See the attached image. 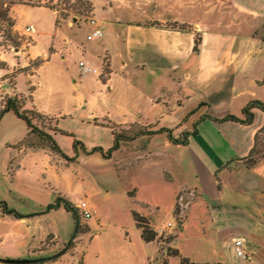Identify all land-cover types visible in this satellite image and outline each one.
<instances>
[{
	"label": "crops",
	"instance_id": "1",
	"mask_svg": "<svg viewBox=\"0 0 264 264\" xmlns=\"http://www.w3.org/2000/svg\"><path fill=\"white\" fill-rule=\"evenodd\" d=\"M99 2L102 14L98 15L94 1L95 20L104 37L83 44L55 25L47 51L39 49L36 30L30 35L34 44L8 64L14 70L27 68L37 59L45 62L33 73L18 74L14 92L8 95L28 97L25 108H37L67 133L62 121L74 119L81 110L91 111L93 98L98 111L88 119H96L98 125L140 126L157 132L170 129L160 128L162 121L181 112L176 119L180 132L173 130L174 136L181 138L197 130L186 144H174L161 132L141 133L127 143L145 140L136 153L137 161L161 157L170 183L183 177V185L174 192L176 201L187 191L191 198L187 209L201 203L212 210L218 236L230 239L235 256L234 241L239 238L251 255L245 264H264V158L252 167L245 162L264 128V112L255 109L250 125L216 120L229 115L243 118L251 101L264 100V60L257 56H264V49L261 46L258 54L256 43L241 36L255 21H264V0ZM14 18L23 25L19 17ZM152 22L163 26L146 25ZM172 23L187 24L191 30L169 28ZM196 33L203 38L199 54L194 52ZM76 53L96 72L82 75L80 61L72 66L71 57ZM58 93H75L77 104L59 108ZM50 133L61 143L64 134ZM28 134L29 130L9 138L4 146L11 149L10 167L19 191L36 196L38 190L25 181H34L40 170L52 169L53 157L48 149L19 147ZM147 218L153 227L155 221ZM181 225L184 231L185 223ZM197 263L229 264L222 258Z\"/></svg>",
	"mask_w": 264,
	"mask_h": 264
},
{
	"label": "rangeland",
	"instance_id": "2",
	"mask_svg": "<svg viewBox=\"0 0 264 264\" xmlns=\"http://www.w3.org/2000/svg\"><path fill=\"white\" fill-rule=\"evenodd\" d=\"M94 1L100 16L102 6L99 0H0V63H6L0 64V110L4 99L16 87L13 85L15 72L22 69L11 70L8 61L16 62L20 52H26L34 44L33 38L25 34V28L31 24L36 26V34H40L39 49L50 50L56 24L63 34L84 44L88 41L87 36L97 29L93 23ZM3 14L8 15L13 26L1 18ZM14 15L23 25L17 24ZM262 21H255L241 33L243 38L256 43L255 52L258 54L261 46L264 49ZM155 23L158 22L146 25ZM174 24L167 26L172 28ZM257 56L264 60L262 54ZM80 58V54H74L71 65L78 64ZM74 95L58 93L57 106L72 108L77 104ZM90 110H81L74 119L68 118L62 124L85 144L87 151L91 152L96 147L108 151L114 146L113 130L105 124L98 125L96 119H88L90 113L98 111L94 98ZM9 113L0 123V202H6L9 208L29 217L20 220L4 215L0 208V264H9L3 261L6 259L53 257L70 244L75 232L73 214L64 206L46 213L47 206L59 197L68 199L76 207L86 201L92 210V218H83L78 210L81 231L76 247L57 260L38 264H181L179 257L170 255L171 249H179L185 257L196 262L222 258L229 264H245L234 255L230 239L227 236L219 238L215 227L217 216L212 210L201 203L187 209L191 201L187 191L176 201L174 192L184 183L182 175L170 183L165 177L161 157L137 161L140 157L136 153L145 145L142 139L122 143V150L115 152L110 159L104 158L100 152L86 154L80 151L77 161L69 162L51 153L53 168L44 172L40 170L34 181H25L38 190L37 195L21 193L10 167L11 149H6L4 142L25 134L29 129L25 121L13 112ZM180 116L181 112L173 114L162 121L160 128L166 126L179 133L176 119ZM35 124L47 132L57 128L56 120L50 117L43 121L35 120ZM116 131L125 135L152 132L140 126L116 127ZM59 139L63 151L70 158L75 157L74 138L64 135ZM31 140L37 141V138L31 136ZM260 144L264 145V133L260 136ZM176 209H179V215ZM134 211L155 221L153 227L159 234L157 241L146 243L142 240L133 218ZM183 222L184 231L180 229Z\"/></svg>",
	"mask_w": 264,
	"mask_h": 264
},
{
	"label": "trees",
	"instance_id": "3",
	"mask_svg": "<svg viewBox=\"0 0 264 264\" xmlns=\"http://www.w3.org/2000/svg\"><path fill=\"white\" fill-rule=\"evenodd\" d=\"M82 1L83 0H81V2ZM33 7H39V6H33ZM1 18L7 24L13 26V23L9 19L7 14L1 15ZM57 23H58V21H57ZM151 26L160 27L161 25L158 23H155V24H151ZM263 26H264V21H263ZM172 29L185 31V30H191V27L186 26V25L179 26V24L176 23V24L172 25ZM202 41H203L202 35L200 33H196L195 46H194V52L196 54H199L201 52ZM44 62H45L44 59L35 60L29 67L16 71L15 72V74H16L15 78H17L18 74H20L22 72L27 73V72H30L33 68L34 69L39 68ZM0 64L6 65V63H4V62H2ZM13 85H14V87L16 86V81L13 82ZM31 90H33V88H31ZM31 98H32V96H30V99ZM28 99L29 98H25V97L18 98V97L7 96L4 99L3 108L0 110V123L3 120L4 116L9 112H13L18 118H20L26 122L28 129H29V134L20 143V147H26V148L34 149V150H40V149L46 150V149H48L52 153L60 156L61 158H63L66 161H69V162L77 161V158L80 155V151H82L86 154H93L95 152H100L104 156V158L110 159L113 157L115 152H117L121 149L122 143L133 141L141 134V133H138V134H133V135H125L123 133L117 132L115 126H113L111 124H106L107 126L111 127L113 130L114 146L108 151H105L102 147H96L91 152H89V151H87L85 144L82 141L76 139V137L73 134L64 132V131L56 128L54 130L55 132H60L64 135H68V136H71L74 138L73 148H74V152H75V157L70 158L63 151L62 147L60 146V144L58 143V141L56 140V138L54 137V135L52 133L44 131L43 129H41L40 127H38L35 124V120L43 121L44 119L47 118V116L42 114L35 107L32 109H25V105H26V102ZM255 109H259V110H262L264 112V100H253V101H251L243 110V116H244L243 118L237 117L235 115H229V116L224 117L222 119L216 118V120L217 121H223V122L234 121V122H238V123H241L244 125H250L254 122V119H255V114H254ZM205 118H210V117L206 116ZM160 132L166 133L168 135L169 140L171 142H173L174 144H186L188 142V137L191 134H196L197 130H195L194 133H184L181 138H176L174 136L173 130L165 129V128L160 129L157 132H150V134L160 133ZM263 133H264V128L257 134L254 148L252 149L250 155L247 158H245V162L247 163L248 166L252 167L255 164H257V162H259L262 158H264V151H262V148H264V145L260 144V136ZM31 136L36 137L37 141H32ZM62 206H64L65 209L68 212H71L74 216L75 232L72 236V240H71L70 244L63 251H61L59 254H57L53 257L40 259L38 261V263H44L47 261L57 260L58 258L62 257L64 254H66L69 250L74 249L76 247L75 242H76V239L78 237V234L81 231L80 225H79L80 224V216L78 214V208L68 199H66L64 197H59L55 203H51L47 206L46 213H49L55 209H60ZM0 208L2 209L4 215H12V216H14L20 220L29 217L27 215H24V214L16 211L15 209L9 208V206L6 202H0ZM176 212H177L176 214L179 215V213H180L179 209H176ZM42 214H44V213H42ZM133 218H134V221L136 223V226L141 231V237H142V240L144 242L151 243V242H155L158 240L159 234L151 226V222L147 217H145L142 214L134 211L133 212ZM170 255L179 257L181 260V264H205V263H197V262L193 261L191 258L183 256L182 253L180 252V250H178V249H171ZM38 263H36V264H38ZM206 264H208V263H206Z\"/></svg>",
	"mask_w": 264,
	"mask_h": 264
},
{
	"label": "built area",
	"instance_id": "4",
	"mask_svg": "<svg viewBox=\"0 0 264 264\" xmlns=\"http://www.w3.org/2000/svg\"><path fill=\"white\" fill-rule=\"evenodd\" d=\"M93 23L96 24V20L93 19ZM36 32V26L31 24L25 28V34L31 35ZM104 37V32L101 28L97 27L93 32H91L87 36L88 41H96L99 39H102ZM79 66L82 70V74L85 75L90 72H96L91 66H89L86 62L80 61ZM78 210L82 213L83 218L85 219H91L92 218V210L89 206V204L86 201L80 202L78 205ZM234 249L236 255L245 260L249 261L251 260V255L247 253L246 247H245V242L242 239H235L234 241Z\"/></svg>",
	"mask_w": 264,
	"mask_h": 264
},
{
	"label": "water",
	"instance_id": "5",
	"mask_svg": "<svg viewBox=\"0 0 264 264\" xmlns=\"http://www.w3.org/2000/svg\"><path fill=\"white\" fill-rule=\"evenodd\" d=\"M3 261L9 264H36L39 259H6Z\"/></svg>",
	"mask_w": 264,
	"mask_h": 264
}]
</instances>
